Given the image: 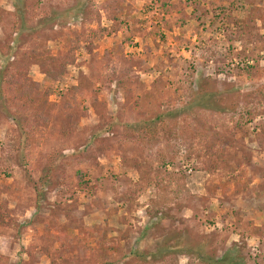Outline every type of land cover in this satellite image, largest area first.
Listing matches in <instances>:
<instances>
[{
    "label": "rangeland",
    "instance_id": "1",
    "mask_svg": "<svg viewBox=\"0 0 264 264\" xmlns=\"http://www.w3.org/2000/svg\"><path fill=\"white\" fill-rule=\"evenodd\" d=\"M82 1L70 19L80 0H0V81L36 87L28 110L0 107V264H100L107 244L113 264H209L190 249L206 236L264 264V0H170L186 15L172 30L155 0H124L125 32L106 0ZM156 113L157 138L130 133ZM61 231L73 242L48 238Z\"/></svg>",
    "mask_w": 264,
    "mask_h": 264
},
{
    "label": "trees",
    "instance_id": "2",
    "mask_svg": "<svg viewBox=\"0 0 264 264\" xmlns=\"http://www.w3.org/2000/svg\"><path fill=\"white\" fill-rule=\"evenodd\" d=\"M124 0H106L105 6L106 8L112 13V18L114 21L118 23V28L123 30V32L127 31L124 27L123 21H121V16L126 11L125 5L123 4ZM129 8L127 10V15L131 14V3L126 4ZM154 7L157 9L158 14L160 16V20L162 25L166 26L169 30H172L173 25L176 24L179 20L184 22L183 18L186 17L180 16L178 17L177 14H175L174 9H178V4L172 3L170 0H155L153 3ZM84 7V3L82 0L80 2H77L76 5L71 9V12L66 11V14H69L70 19L77 18L80 14L81 9ZM71 13V14H70ZM185 19V18H184ZM115 28V26L113 27ZM95 34H97L95 32ZM79 38V37H78ZM53 63L59 65V69H54L52 66H49L46 68L45 73L46 75L57 81L60 80V78L63 76L67 69L68 64H72L75 62V57L73 55L68 54V58H65L63 56L59 57H52ZM0 81V107L3 106H11L16 105L18 107V110H28L30 107V104L35 100L36 98V87L35 84L30 82L28 78L24 77L23 75L19 74L16 70L6 71L4 75L2 76ZM3 84V85H2ZM203 86V85H202ZM74 91L77 92L80 90L79 87L75 86ZM201 101L202 105L206 104L208 99L211 98L212 93H209L207 90L201 89ZM226 100H228L230 97L225 96ZM71 100L75 101V93L71 95ZM71 101H67L66 105L71 106ZM14 119L18 122V124H21V121L14 117ZM159 120L161 121L158 125H155V121ZM165 117L161 115L160 113L155 114V118H148V120H144L142 123L143 126L138 125L134 126L131 123H128L126 126L130 127V133L135 134L138 131L141 134H144L147 138H157L161 131L159 130L160 124L162 127H164V131L167 129V126L165 125ZM41 122H48V117L45 115V112L43 110L36 111L34 113V117L29 119L25 125H22V131L24 132V138L27 140V146L31 144L32 139L34 138V134L37 131L39 125ZM138 130V131H137ZM257 143L261 148H264V126L261 128V130L257 133L256 137ZM231 180L222 182V184L216 185V188L222 189V192H226L227 188L230 187ZM87 234H82L80 236V240L84 243L87 241ZM49 239L56 240L60 239L63 240V243H72L73 240L67 236L65 231H61L60 234L53 235L48 234ZM211 241L207 240V236L204 239H198L194 244L191 243L190 249L197 253L200 258L202 257V260H205L206 263L209 264H241V258L236 253H232L231 250L225 251V253L222 256H215L213 251L211 250ZM90 248V247H89ZM91 249V248H90ZM117 246L112 245H103L100 246L99 250L97 251L100 258V264H113V259L116 258L119 250ZM94 250V249H93ZM162 251L164 250H158L159 253H153V256L161 255ZM133 255L135 259H140V261L144 262L145 255L143 252H133ZM132 255V256H133ZM139 262V261H137ZM136 263V262H135Z\"/></svg>",
    "mask_w": 264,
    "mask_h": 264
}]
</instances>
